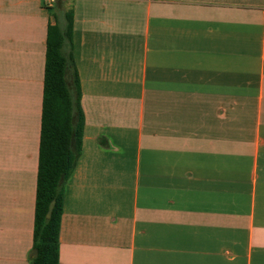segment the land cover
Returning <instances> with one entry per match:
<instances>
[{
    "label": "crops",
    "instance_id": "crops-1",
    "mask_svg": "<svg viewBox=\"0 0 264 264\" xmlns=\"http://www.w3.org/2000/svg\"><path fill=\"white\" fill-rule=\"evenodd\" d=\"M56 3L0 0V264H32L47 32L67 10L85 123L60 264H264V0Z\"/></svg>",
    "mask_w": 264,
    "mask_h": 264
},
{
    "label": "trees",
    "instance_id": "trees-1",
    "mask_svg": "<svg viewBox=\"0 0 264 264\" xmlns=\"http://www.w3.org/2000/svg\"><path fill=\"white\" fill-rule=\"evenodd\" d=\"M55 1L57 7H64V0ZM55 19L47 32L33 230V250L38 255L31 257L32 264H60L64 188L81 156L85 123L72 55L73 12L63 11ZM100 143L108 146L104 138ZM53 200L55 206L48 220L46 214Z\"/></svg>",
    "mask_w": 264,
    "mask_h": 264
},
{
    "label": "water",
    "instance_id": "water-1",
    "mask_svg": "<svg viewBox=\"0 0 264 264\" xmlns=\"http://www.w3.org/2000/svg\"><path fill=\"white\" fill-rule=\"evenodd\" d=\"M54 206H55V200H53L51 203H50V205H49V209H48V212H47V214H46V219H50L51 218V215H52V211H53V209H54ZM37 255H38V251L37 250H33L32 252H31V256L32 257H37Z\"/></svg>",
    "mask_w": 264,
    "mask_h": 264
},
{
    "label": "built area",
    "instance_id": "built-area-1",
    "mask_svg": "<svg viewBox=\"0 0 264 264\" xmlns=\"http://www.w3.org/2000/svg\"><path fill=\"white\" fill-rule=\"evenodd\" d=\"M54 2V0H50V4H52Z\"/></svg>",
    "mask_w": 264,
    "mask_h": 264
},
{
    "label": "rangeland",
    "instance_id": "rangeland-1",
    "mask_svg": "<svg viewBox=\"0 0 264 264\" xmlns=\"http://www.w3.org/2000/svg\"><path fill=\"white\" fill-rule=\"evenodd\" d=\"M60 21H61V19H60ZM60 21H59V22H60Z\"/></svg>",
    "mask_w": 264,
    "mask_h": 264
}]
</instances>
